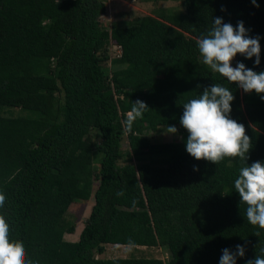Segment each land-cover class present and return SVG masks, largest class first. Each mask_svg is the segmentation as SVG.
I'll use <instances>...</instances> for the list:
<instances>
[{
    "label": "trees",
    "instance_id": "trees-1",
    "mask_svg": "<svg viewBox=\"0 0 264 264\" xmlns=\"http://www.w3.org/2000/svg\"><path fill=\"white\" fill-rule=\"evenodd\" d=\"M256 3L183 0L182 15L143 16L106 31L99 22L102 0H0V194L6 196L0 215L10 225V238L23 242L27 259L219 264L222 250L235 251L238 244L246 251L237 264L264 255V230L248 223L246 205L234 190L243 162L196 161L185 150L187 133L179 125L185 102L212 83L223 84L235 97L231 118L252 140L246 164L264 162V102L212 72L196 46L214 18L233 27L242 21L250 37H260V64L240 54L236 64L264 71V0ZM109 41L121 50L110 78L101 65ZM136 100L150 110L129 133L123 121ZM4 108L34 111L38 118L4 117ZM167 126L178 127L182 136L155 150L144 134ZM90 130L99 138L94 152L85 141ZM123 134L131 155L160 152L172 159L165 166H118ZM90 196L77 240L64 241L60 219L75 199ZM129 240L135 247L166 249L167 260L94 258L105 245L128 246Z\"/></svg>",
    "mask_w": 264,
    "mask_h": 264
},
{
    "label": "clouds",
    "instance_id": "clouds-1",
    "mask_svg": "<svg viewBox=\"0 0 264 264\" xmlns=\"http://www.w3.org/2000/svg\"><path fill=\"white\" fill-rule=\"evenodd\" d=\"M251 2L254 7H259L256 0ZM259 41V36H249V30L242 21L233 27L231 23H225L217 17L213 19L210 29L196 40V46L202 63L212 72L226 78L229 84H235L246 94L256 93L264 102V71L257 73L244 63L232 67L237 54L249 60L254 57V65L258 66L261 52ZM234 99L229 87L212 83L182 105L179 125L187 133L185 150L196 161L203 160L216 165L225 158H239L243 162L234 180V190L239 195L240 204L246 205L248 223L264 230V162L255 161L250 166L246 164L253 145L251 138L246 135L245 126L231 118V103ZM131 104L123 121L129 133L134 123L150 110L141 100ZM177 131L175 126H167L164 134L175 135ZM193 171L198 169L194 167ZM117 195L123 196L124 192H118ZM5 202L6 196L0 194V208ZM255 235L259 236L260 231ZM128 246L132 248L135 244L129 240ZM245 251V247L239 244L235 251L225 248L219 264H237V258H243ZM261 253L264 254V248ZM0 264H33L26 258L23 242L10 238V225L3 215H0ZM246 264H264V255H256Z\"/></svg>",
    "mask_w": 264,
    "mask_h": 264
},
{
    "label": "rangeland",
    "instance_id": "rangeland-1",
    "mask_svg": "<svg viewBox=\"0 0 264 264\" xmlns=\"http://www.w3.org/2000/svg\"><path fill=\"white\" fill-rule=\"evenodd\" d=\"M105 5V12L99 18L100 25L106 31H109L112 27H126L135 23L139 18L143 16H150L153 18H166L170 15L178 16L184 13L183 0H102ZM112 42H108L103 50L101 65L105 70L106 75L110 78L111 73L116 68L113 61L117 50L113 47ZM262 46V44H260ZM195 63H190L189 67H193ZM236 66V57L232 61V67ZM108 83V81H107ZM243 94V92H242ZM60 100V95H56ZM4 117H23V118H38V115L34 111L21 110L18 108H4L1 111ZM175 135H165L166 127H159L154 132H147L144 134L149 144L158 150V147L165 143L178 142L182 136V132L178 127ZM85 141H89L93 152L96 151L99 144V138L95 130H90L85 137ZM99 154L93 156L92 167L97 170ZM172 157L166 153L151 152L140 156H133L130 154L126 136L123 134L120 138V156L117 160V165L124 166H136L139 164L165 166ZM96 182L92 183V189H94ZM92 205V196L88 200L82 201L75 199L69 206L66 213L60 219L57 229L63 232V240L66 242H75L76 237L81 231L87 216L89 214L90 207ZM67 229H72L71 234H67ZM75 240V241H73ZM168 253L166 249L159 247L151 248H138L134 249L129 246H113L105 245L103 252L100 255H94L95 259L111 260L116 258H154L165 262L167 260Z\"/></svg>",
    "mask_w": 264,
    "mask_h": 264
},
{
    "label": "built area",
    "instance_id": "built-area-1",
    "mask_svg": "<svg viewBox=\"0 0 264 264\" xmlns=\"http://www.w3.org/2000/svg\"><path fill=\"white\" fill-rule=\"evenodd\" d=\"M113 47L117 50V53L115 55V58H119L120 57V54H121L120 47L117 46V45H113Z\"/></svg>",
    "mask_w": 264,
    "mask_h": 264
},
{
    "label": "crops",
    "instance_id": "crops-1",
    "mask_svg": "<svg viewBox=\"0 0 264 264\" xmlns=\"http://www.w3.org/2000/svg\"><path fill=\"white\" fill-rule=\"evenodd\" d=\"M106 9V8H105ZM80 233V232H79ZM79 235V234H78ZM77 238H78V236L75 238L76 240H77ZM73 241H75V240H73ZM113 246H115V245H113ZM116 246H119V245H116ZM128 247V246H127ZM134 249H138V248H143V247H133Z\"/></svg>",
    "mask_w": 264,
    "mask_h": 264
}]
</instances>
